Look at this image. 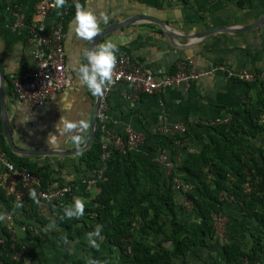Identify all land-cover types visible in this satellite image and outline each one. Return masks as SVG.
Instances as JSON below:
<instances>
[{
  "label": "crops",
  "instance_id": "0c3cea01",
  "mask_svg": "<svg viewBox=\"0 0 264 264\" xmlns=\"http://www.w3.org/2000/svg\"><path fill=\"white\" fill-rule=\"evenodd\" d=\"M238 1L82 0L81 4L90 7L98 16L103 13L107 17L106 22L100 19V30L135 16H150L166 22L179 36L170 38L159 25L141 21L106 36L99 45L104 42L115 44L116 52L120 48V56H130L134 62L156 77L174 74L180 62L186 63L191 71L208 73L189 88L173 86L153 95L142 94L136 100L131 98L134 91L130 85L120 83L112 87L104 103L108 129L118 135H126L129 130L138 133L143 138L142 144L136 149L140 153L144 139L163 135L165 126L182 125L188 129L190 138L185 144H178L174 161L167 152L170 161L181 165L189 154L200 152L211 142L210 134L215 127L210 126L211 122L220 123L227 118H237L249 127L250 115L246 108L256 93L249 83L236 81L230 77V73L259 72L264 69V27L240 34L217 32L198 41L185 38L214 28L242 27L254 23L264 15V0H246L242 7L238 5ZM37 2L38 0H32L24 9L25 23L21 28H16L17 18L12 12L7 8H0V86L1 76H4L13 138L18 147L29 151L43 153L49 150H76L84 146L88 139L96 96L78 86L76 75L69 67L74 57L83 62L82 51L89 48L91 41L79 38L72 31L74 14L66 21L64 39L66 66L72 83L62 92L52 95L44 105L35 107L30 101L20 100L9 82L36 67L33 56L35 44L28 30V22L35 17ZM58 14L59 11L52 13L48 23L54 24ZM2 116L0 100V131L3 133ZM61 117L75 122L82 121L87 125L80 133L83 143L79 147L65 143L63 137L50 144L49 135H59L56 125ZM257 142L264 148V136ZM141 153L147 156L145 152ZM45 154L28 159L39 166L49 165L54 177L61 178L65 184L78 178L84 179L86 172L80 174L76 170L79 155L63 157ZM158 156L151 158L148 166L154 183L161 179L155 165ZM159 166L166 174L165 168ZM3 177L6 180V189L2 187L8 195L15 197V188H18L19 182L15 178ZM82 187H85L80 191L86 194V198H83L86 208L95 188L84 183ZM176 199L181 223L187 226L192 235L201 236V220L191 208L183 204L181 193L177 192ZM17 203L21 207L17 208ZM14 204L12 213L18 223L14 237L22 240L25 238V226L22 222L31 223V220L24 211L23 207L26 205L20 200ZM6 206V202L0 198V227L7 226L4 217L10 212L6 210ZM40 213L52 217L49 205L44 202L40 203ZM223 217L226 218L224 233L209 241V248L201 249L199 256L189 255L187 264H224V244L237 241L251 247L255 237L262 232L258 221L243 214L240 205L233 200L227 201ZM145 235L152 243L157 244L162 240L160 234L150 230H145ZM85 243L86 245L72 243L63 250L47 248L49 263L69 264L74 259L86 256L91 246L87 239ZM29 247L38 251L40 245L32 241Z\"/></svg>",
  "mask_w": 264,
  "mask_h": 264
},
{
  "label": "trees",
  "instance_id": "16d2710c",
  "mask_svg": "<svg viewBox=\"0 0 264 264\" xmlns=\"http://www.w3.org/2000/svg\"><path fill=\"white\" fill-rule=\"evenodd\" d=\"M31 1L0 0V8L26 9ZM245 2L239 0L238 5L242 7ZM74 12L75 7L67 20ZM32 21L30 18L29 22ZM119 57L120 48H117L116 59ZM13 80L9 81L12 85ZM249 84L256 93L246 108L250 115L249 127L237 118L213 127L211 142L200 152L189 154L181 165L173 161L178 142L185 144L190 138L188 131L185 136L163 134L144 139L140 153L131 150L128 144L124 150L111 149L110 159L103 162V133L98 127L91 148L77 157L76 170L80 174L86 172L84 179L65 184L61 178L54 177L49 165L39 166L12 153L0 131L2 150L8 160L18 170L36 175L42 190L50 186L72 187V192L61 201L27 198L28 204L23 208L31 223L22 222L25 238L18 240L7 226L0 227L3 240L0 264H50L47 248L63 250L72 243L86 245L85 234L97 227L100 234L93 239L98 246L89 247L86 256L69 264H89L91 260L97 264H187L189 255L199 256V251L209 248V241L216 238L215 216L225 214L226 199L231 197L243 214L258 221L262 232L251 247L237 241L224 244V264H264V148L257 142L264 136V79ZM162 151L171 155L174 167L167 177L155 163L161 179L154 183L149 161ZM105 166L104 180L94 187L84 214L78 219L62 218L64 207L74 197L86 198L85 192L80 191L85 188L82 182L96 178ZM175 178L190 186L183 199L191 203L194 214L201 220V236L192 235L181 223ZM0 198L6 202L8 212L14 211L16 199L8 195L2 185ZM42 202L49 205L51 218L40 213ZM50 224L53 226L49 227ZM145 230L160 234L162 240L157 244L150 242ZM32 241L39 243L38 251L29 247ZM20 253L22 255L18 256Z\"/></svg>",
  "mask_w": 264,
  "mask_h": 264
},
{
  "label": "built area",
  "instance_id": "2783aa9c",
  "mask_svg": "<svg viewBox=\"0 0 264 264\" xmlns=\"http://www.w3.org/2000/svg\"><path fill=\"white\" fill-rule=\"evenodd\" d=\"M81 0H65L64 7L57 9L54 7V0H39L36 5L35 17L32 23L28 22V30L33 38L35 48L33 56L36 67L32 70L25 71L14 78L13 89L20 100L30 101L35 107H40L54 94L62 92L71 83L68 68L66 66V51L64 46L65 25L67 17L70 16L75 4ZM17 18L16 28L24 26V9L19 6L7 8ZM59 11L58 18L54 24L48 23L50 15ZM62 11V14L60 12ZM223 69V68H221ZM208 73H200L188 69L187 64L180 62L174 74L163 77H156L151 72L144 70L130 56L122 55L116 59L113 66L112 83L105 89L100 108L98 110V127L103 133V155L102 161L106 162L111 157V149L124 150L128 144L131 150H136L143 142V138L133 130H129L124 136L113 133L106 126V110L105 98L109 95L112 87L125 83L133 88V100L139 99L142 94L153 95L162 92L166 88L173 86H184L189 88L192 83L206 76ZM230 77L241 83H253L264 79V69L259 72L241 71L232 72ZM232 118H227L220 123H230ZM211 122L210 126L220 124ZM187 128L174 124L165 126L163 134L168 136L181 135L185 136ZM2 138L0 136V185L4 188L6 180L3 176L15 178L19 182L18 188H15L16 201H21L27 206V198L30 196V190L35 189L37 197L44 201L55 202L63 200L72 192L71 186H50L47 190L41 189L40 179L27 171L18 170L6 157L2 150ZM179 145H183L178 142ZM157 163L163 166L166 170V176H170L174 163L170 161L166 151H162ZM5 174V175H2ZM106 166L99 171L96 178L83 181L89 187H95L104 180ZM174 189L185 195L190 189L179 178H175ZM6 189V188H5ZM250 191V188H249ZM224 199V198H223ZM232 201L233 198L226 199ZM185 206H191V203L186 198L183 199ZM7 228L12 232L13 236L16 233L17 220L12 212L4 217ZM215 229L217 236L222 235L226 227V218L223 215L215 216ZM3 243V240L0 239ZM22 253H20L21 256Z\"/></svg>",
  "mask_w": 264,
  "mask_h": 264
},
{
  "label": "clouds",
  "instance_id": "9594fccd",
  "mask_svg": "<svg viewBox=\"0 0 264 264\" xmlns=\"http://www.w3.org/2000/svg\"><path fill=\"white\" fill-rule=\"evenodd\" d=\"M65 3V0H54V7L59 9ZM100 19L107 21V17L103 13L98 16L90 7L77 2L75 4V12L73 16L74 23L72 31L83 40H91L100 31ZM83 62L77 58H73L70 70L76 75L78 86L83 87L93 96H102L105 89L112 83L113 66L116 62V46L111 42H104L96 47L86 48L82 51ZM59 135L50 134L48 140L53 144L58 138L63 137L65 143H71L79 147L83 143L81 132L87 128L85 123L71 121L61 117L56 125ZM75 130V131H73ZM30 196L36 200L35 189L30 190ZM16 207H21L20 203ZM85 201L81 197H74L72 201L63 209L62 218H79L84 214ZM53 225L50 224L49 227ZM100 228L97 227L91 232L85 234L87 242L92 247H97V242L93 237H98ZM65 242H67L65 240ZM89 264H97L91 260Z\"/></svg>",
  "mask_w": 264,
  "mask_h": 264
},
{
  "label": "water",
  "instance_id": "95a60500",
  "mask_svg": "<svg viewBox=\"0 0 264 264\" xmlns=\"http://www.w3.org/2000/svg\"><path fill=\"white\" fill-rule=\"evenodd\" d=\"M141 21H147L150 23H154L159 25L164 33L166 34V36L170 37V38H179V36L174 32V30L164 21L150 17V16H135L133 18H129L126 19L122 22H119L117 24L111 25L107 28H104L102 30L99 31V33L94 36L89 44V48L91 47H96L99 45V43L101 42L102 39H104L106 36L120 30L121 28L127 27V26H131L134 25L138 22ZM264 27V15L261 16L258 20H256L254 23L252 24H248L242 27H238V28H233V27H224V28H217V29H209L203 32H199V33H195L193 35L190 36H185V38L187 40H194V41H198V40H204L207 37L215 34V33H226V34H240V33H244V32H248V31H252L255 29H259ZM2 79V85L0 86V100H1V106H2V129H3V135L4 138L7 142V145L9 147V149L11 150L12 153L21 156V157H26V158H31L34 156H40V155H44V153L47 154H52L55 156H63V157H67V156H78L81 153L86 152L87 150H89L91 148V146L93 145L95 138H96V132L98 129V110L100 108V104L102 101V96H96V100L94 103V107H93V112H92V119H91V124H90V131H89V136L88 139L86 141V143L84 144V146H82L79 149L76 150H68L65 152H57L54 150H49V151H43V153H41V151H29V150H24L20 147H18L14 141L13 138V133H12V127L10 125V121H9V117H8V110H7V94H6V90L4 88V76H1ZM41 153V154H40Z\"/></svg>",
  "mask_w": 264,
  "mask_h": 264
},
{
  "label": "rangeland",
  "instance_id": "374dc122",
  "mask_svg": "<svg viewBox=\"0 0 264 264\" xmlns=\"http://www.w3.org/2000/svg\"><path fill=\"white\" fill-rule=\"evenodd\" d=\"M188 208H191V209H192V207H191V206H188Z\"/></svg>",
  "mask_w": 264,
  "mask_h": 264
}]
</instances>
